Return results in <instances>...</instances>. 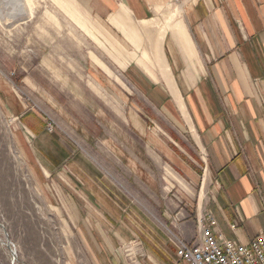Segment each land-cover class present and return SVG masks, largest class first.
I'll use <instances>...</instances> for the list:
<instances>
[{
    "label": "rangeland",
    "instance_id": "1",
    "mask_svg": "<svg viewBox=\"0 0 264 264\" xmlns=\"http://www.w3.org/2000/svg\"><path fill=\"white\" fill-rule=\"evenodd\" d=\"M171 12L149 26L169 30ZM153 43L109 33L85 0H0V264H135L145 258L129 235L140 217L159 224L156 215L172 231L170 222L188 219L189 208L196 241L199 200L210 197L211 186L178 182L134 124L136 117L169 146L190 126L188 115L173 122L167 90L156 96L146 88L149 75L159 81L158 60L148 56ZM140 157L164 175L148 180L159 194L126 168ZM99 178L124 190L120 217L87 215ZM163 208L173 211L169 221ZM121 222L129 240L116 232Z\"/></svg>",
    "mask_w": 264,
    "mask_h": 264
},
{
    "label": "crops",
    "instance_id": "2",
    "mask_svg": "<svg viewBox=\"0 0 264 264\" xmlns=\"http://www.w3.org/2000/svg\"><path fill=\"white\" fill-rule=\"evenodd\" d=\"M85 2L91 16L104 24L109 33L122 35L125 42H154L155 50L148 56L158 60L155 71L159 81L149 75L146 88H155L156 96L161 90L169 92L171 99L165 107L172 105L173 122L189 117L188 130L182 129L183 134L171 138L170 146L135 117V127L148 143L145 148L160 153L174 168L173 177L177 180L182 177L200 189L211 186L210 197L203 202L199 200L198 211L213 216L214 234L242 244L263 234L264 0ZM168 9L173 14L171 28L160 32L151 28L149 24ZM173 108L178 112L174 114ZM199 155L201 162L196 157ZM135 159L134 169L129 164L126 168L151 189L149 181L164 175L150 170L141 157ZM158 167L165 169L162 160ZM97 188L93 195L95 211L90 210L87 215L120 217L119 210L125 212L126 208L124 190L105 178L99 180ZM151 191L159 194L157 189ZM184 211L182 208L180 214ZM171 213L163 208L160 215L169 221L173 217ZM185 215L188 219L180 223L170 222L172 231L156 215L154 219L159 224L141 216L140 225L133 226L132 231L128 229L145 255L144 259L137 258L136 263L171 264L181 241L192 245L196 222L190 217L194 208H189ZM119 225L116 232L124 237L127 229L124 223ZM84 226L88 233L92 232L87 224ZM107 264L123 262L109 259Z\"/></svg>",
    "mask_w": 264,
    "mask_h": 264
},
{
    "label": "built area",
    "instance_id": "3",
    "mask_svg": "<svg viewBox=\"0 0 264 264\" xmlns=\"http://www.w3.org/2000/svg\"><path fill=\"white\" fill-rule=\"evenodd\" d=\"M198 236L192 244L180 242L171 264H264V233L248 244L224 240L211 231L213 216L198 217Z\"/></svg>",
    "mask_w": 264,
    "mask_h": 264
},
{
    "label": "bare ground",
    "instance_id": "4",
    "mask_svg": "<svg viewBox=\"0 0 264 264\" xmlns=\"http://www.w3.org/2000/svg\"><path fill=\"white\" fill-rule=\"evenodd\" d=\"M19 1V0H18ZM13 254H14V251H13Z\"/></svg>",
    "mask_w": 264,
    "mask_h": 264
}]
</instances>
